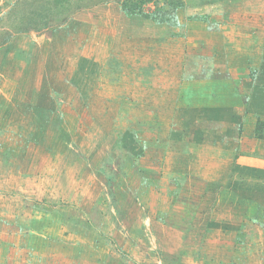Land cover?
Segmentation results:
<instances>
[{
  "label": "rangeland",
  "instance_id": "374dc122",
  "mask_svg": "<svg viewBox=\"0 0 264 264\" xmlns=\"http://www.w3.org/2000/svg\"><path fill=\"white\" fill-rule=\"evenodd\" d=\"M6 1L0 264H264V0Z\"/></svg>",
  "mask_w": 264,
  "mask_h": 264
},
{
  "label": "trees",
  "instance_id": "16d2710c",
  "mask_svg": "<svg viewBox=\"0 0 264 264\" xmlns=\"http://www.w3.org/2000/svg\"><path fill=\"white\" fill-rule=\"evenodd\" d=\"M111 1H117L127 17H140L152 21L157 26H177L176 12L183 7L179 0H165L163 6L155 7L153 11L147 12L145 6L148 3H153V0H54L52 3H48L42 12L34 11L32 15L37 19L29 18L24 23L27 28L25 30L21 29L20 32H39L47 28L51 21L64 19L72 13L97 7ZM45 5L46 3H44Z\"/></svg>",
  "mask_w": 264,
  "mask_h": 264
},
{
  "label": "crops",
  "instance_id": "0c3cea01",
  "mask_svg": "<svg viewBox=\"0 0 264 264\" xmlns=\"http://www.w3.org/2000/svg\"><path fill=\"white\" fill-rule=\"evenodd\" d=\"M0 2H1V3H2V2L5 3V2H7V1H6V0H3V1L0 0ZM133 18H138V19H140L139 17H133ZM252 89H253V87H252ZM34 252H35V251H34ZM36 253H37V252H36ZM41 255H43V254H41Z\"/></svg>",
  "mask_w": 264,
  "mask_h": 264
}]
</instances>
